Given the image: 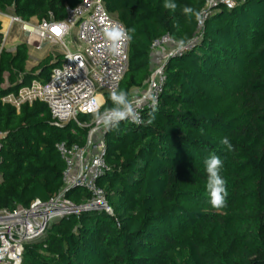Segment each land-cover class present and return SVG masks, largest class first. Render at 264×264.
I'll use <instances>...</instances> for the list:
<instances>
[{"label": "trees", "instance_id": "16d2710c", "mask_svg": "<svg viewBox=\"0 0 264 264\" xmlns=\"http://www.w3.org/2000/svg\"><path fill=\"white\" fill-rule=\"evenodd\" d=\"M80 1L0 0V13L12 10L10 14L23 22L34 17L47 20L50 14L61 21L65 8ZM104 1L107 12L126 29H134L128 68L117 91L128 99L151 76L153 42L168 35L188 48L169 55L163 65L157 104L141 112V120L152 123L120 122L104 133L106 169L97 184L112 215L89 211L57 220L42 239L24 246L21 264H264V0H239L232 9H213L197 33L198 42L196 14L207 0H175V11L165 9L164 0ZM185 8L192 11L184 12ZM1 43L0 33V85L4 74L10 80L0 89V210H12L34 199L45 202L59 191L64 162L55 146L83 147L88 129L74 123L52 126L47 106L39 101L18 107L3 102L29 82L44 84L61 57L50 63L48 55L33 77L25 72L27 45L10 53ZM239 72L246 110L242 123L237 116H225L220 95H208L199 87L202 83L221 91L228 84L219 76L233 79ZM111 95H105L99 112L113 107ZM92 119L95 116L77 120ZM219 137L232 144L228 152L238 156L239 176L251 179L249 196L255 206L245 215L253 221L254 249L240 248L231 261L220 253L210 261L191 237L178 236L181 225L192 228L204 217L199 209L181 208L178 198L182 185L192 178L205 188V159L212 154L225 158ZM65 198L78 206L89 195L71 189ZM158 205L165 208L159 210Z\"/></svg>", "mask_w": 264, "mask_h": 264}, {"label": "built area", "instance_id": "2783aa9c", "mask_svg": "<svg viewBox=\"0 0 264 264\" xmlns=\"http://www.w3.org/2000/svg\"><path fill=\"white\" fill-rule=\"evenodd\" d=\"M220 6L232 9L235 3L224 0ZM201 14L199 24L202 27L208 14ZM9 21L10 26L15 23L21 25L27 46L39 50L44 44L52 43L61 48V59L52 68L47 81L44 84L32 82L37 100L47 106L51 125L63 128L74 123L88 129L83 147L76 144L55 146L64 162L62 185L57 193L45 202L34 199L27 207L17 205L12 210H0V264H21L24 246L42 239L46 230L57 220L89 211H103L112 215L105 192L97 184L106 169L104 133L107 129L97 119L89 123H80L77 119L79 116H95L105 102V95L118 91L128 68V42L116 53L108 50L103 33L112 24L121 23L107 12L104 0H81L73 8L66 7L65 18L61 21L54 20L51 14L47 20L39 21L36 25L26 24L17 17H11ZM8 31L1 34V49L6 48ZM71 31H75L70 43L73 51L64 41ZM168 48H173V51L164 56V50ZM187 48H177L168 35L151 45L149 89L130 101L140 119L145 107H155L157 104L164 81L162 68L168 56ZM156 54L159 59L155 58ZM161 54L163 57H160ZM152 97H155V104ZM121 122L138 125L131 120ZM2 138L3 134L0 133V140ZM71 189L84 190L89 195L88 200L78 206L73 205L65 198V193Z\"/></svg>", "mask_w": 264, "mask_h": 264}, {"label": "rangeland", "instance_id": "374dc122", "mask_svg": "<svg viewBox=\"0 0 264 264\" xmlns=\"http://www.w3.org/2000/svg\"><path fill=\"white\" fill-rule=\"evenodd\" d=\"M223 1L224 0H207L205 2V5L198 17L197 32L195 33L196 36L194 37V40L198 42L196 37L197 33H200L199 30L201 29V25L199 24L202 19L201 13H212V10L218 9ZM233 1L234 3H237L239 0ZM8 12L11 13L12 10H8ZM10 13H0L1 34H3V30L5 31L4 19L13 17V15ZM35 20L37 21V19ZM35 20H32L31 22L35 23ZM25 23L32 25L30 21ZM74 36L75 31H71L64 39L65 43L69 45V49L71 51H73V49L70 46V43L73 41ZM12 37L17 39L16 43L18 44L25 43V35L22 31L21 25L15 23L10 26L5 44L6 48L8 49L11 47H9V39ZM27 47L29 49L30 58L25 67V72L26 74H33V77L38 76V72L35 71V69L43 59L50 55L52 57L50 63H54L55 59L61 52L60 46L52 43L44 44L39 50L34 49V47L31 46ZM172 51L173 48H168L164 50L163 54L165 56ZM163 54H161L160 57ZM155 58L159 59L157 54ZM240 75L241 74L239 72L233 79L230 78L229 74H222L219 76L228 84L226 89L221 91L206 86L202 83H199V87L201 91H204L205 93L207 92L206 94L208 95H220L222 97L221 107L225 111V116L228 119L237 116L238 122L242 123L245 121L246 110L241 104L243 99L240 97L242 94V78L239 77ZM33 82L40 83L37 80ZM9 83L10 80L8 79L7 75L4 74L0 89L7 88ZM149 86L150 83L147 82L143 87L133 89L131 91L129 101L144 94L146 91H148ZM33 98H36V100ZM37 98V92L32 89V82H29L24 88L18 90L17 96H7L2 98V101L5 103H11L13 106L18 107L24 102L31 103L33 101H38ZM213 135L218 137V134L213 133ZM218 139L220 143L221 138L219 137ZM220 145L222 147L221 149L224 151L223 153L225 154V158L222 159L223 168L221 171V175L225 179L227 185L225 204L222 208H213L209 203V197L206 192V188H204L199 181H191L193 178L190 179L187 183L182 185L180 190L182 194L178 198V203L181 208L189 212L199 209L204 217L192 228H186L185 226L181 225L178 229V236L191 237L194 242H196L204 251L205 258L210 261L211 259H215L218 253L223 254L227 260L231 261L236 258L237 251L240 248L244 247L249 250L253 248V244L250 242V238L255 235L253 221H251L250 218H247L245 215L255 208V206L252 203L251 197L249 196V189L252 184L251 179H249L247 176H239L240 169L235 163V159H237L238 156H230L225 146L221 143ZM203 175L206 180L205 171H203ZM162 208H165V206L158 205L157 207L159 210ZM140 215L142 216V214H138L136 217L140 218Z\"/></svg>", "mask_w": 264, "mask_h": 264}, {"label": "clouds", "instance_id": "9594fccd", "mask_svg": "<svg viewBox=\"0 0 264 264\" xmlns=\"http://www.w3.org/2000/svg\"><path fill=\"white\" fill-rule=\"evenodd\" d=\"M176 7L175 0H164L165 9L175 11ZM191 11L192 10L188 8L184 9V12L190 13ZM196 15L199 17L198 13ZM132 32H134V29H126L121 24H112V26L103 33V38L108 50L112 53H116L124 43L132 40ZM176 45L177 48H182L184 46V41L179 40L176 42ZM111 100L113 102V107L105 109L103 112H96L95 114V119L102 123L106 129L117 128L120 122L124 120H131L136 124L152 123L151 119L142 121L139 118V115L133 110L131 102L123 91L113 92ZM152 102L155 104V97H152ZM220 143L225 146L227 151L232 150L233 146L227 137H223ZM204 168L206 172L205 188L209 197V203L213 208H222L227 196L226 181L221 175L223 161L218 155L212 154L205 159Z\"/></svg>", "mask_w": 264, "mask_h": 264}, {"label": "crops", "instance_id": "0c3cea01", "mask_svg": "<svg viewBox=\"0 0 264 264\" xmlns=\"http://www.w3.org/2000/svg\"><path fill=\"white\" fill-rule=\"evenodd\" d=\"M35 19H37V18L34 17V18H31V19L29 20L30 23H31L32 25H34L36 22H37V23L39 22L38 19H37V21H36ZM32 20H35L36 22L33 23V22H31ZM37 23H36V24H37ZM36 24H35V25H36ZM16 40H17V39H16L15 37H14V38H13V37L10 38V39H9V44H10L9 47H10V46H11V47H10L9 49H8V48H5V50L8 51V52H10V50H14V51H13V53H14V52L16 51V47H17L18 45H20V44L16 43ZM21 44H23V43H21ZM7 46H8V45H7ZM10 53H12V52H10ZM28 55H29V49H28ZM59 55H60V53H59ZM29 58H30V57H29ZM28 61H29V59H28ZM28 61H27V63H28ZM26 65H27V64H26Z\"/></svg>", "mask_w": 264, "mask_h": 264}, {"label": "bare ground", "instance_id": "6f19581e", "mask_svg": "<svg viewBox=\"0 0 264 264\" xmlns=\"http://www.w3.org/2000/svg\"><path fill=\"white\" fill-rule=\"evenodd\" d=\"M4 24H5V31L3 30V33L5 34V33H7V31L9 30V28H10V21H9V19H4ZM2 29H3V27H2Z\"/></svg>", "mask_w": 264, "mask_h": 264}]
</instances>
